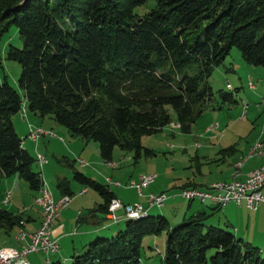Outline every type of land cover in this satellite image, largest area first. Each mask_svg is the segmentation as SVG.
Here are the masks:
<instances>
[{"label": "trees", "instance_id": "trees-1", "mask_svg": "<svg viewBox=\"0 0 264 264\" xmlns=\"http://www.w3.org/2000/svg\"><path fill=\"white\" fill-rule=\"evenodd\" d=\"M146 2L0 0V41L12 25L23 40L21 49L9 45L5 57L20 64L17 83L27 109L35 117H51L71 136L97 142L104 161L112 160L116 148L132 153L135 162L155 157V150L142 145L143 137L173 123L191 133L214 97L209 77L233 47L243 62L264 68V0H151L149 11L134 15ZM218 92L222 102H235L233 93ZM21 106L23 99L5 76L0 178L17 176L39 193L44 180L12 122ZM235 150L232 145L220 153ZM73 175L77 184L99 193L104 204L95 210L107 214L115 193L81 172ZM69 182L61 178L56 184L63 196L73 195ZM209 216H190L174 228L165 215L127 219L124 230L96 237L68 264H140L145 236L164 231L165 264H264L263 250L207 226ZM23 220V211L0 207V236L13 234Z\"/></svg>", "mask_w": 264, "mask_h": 264}, {"label": "rangeland", "instance_id": "rangeland-1", "mask_svg": "<svg viewBox=\"0 0 264 264\" xmlns=\"http://www.w3.org/2000/svg\"><path fill=\"white\" fill-rule=\"evenodd\" d=\"M151 4H152L151 0H148V2H146L144 5H140L136 7L134 11V15H138V16L143 15L144 13L149 11V7ZM2 35L3 36L0 41V82L4 80L5 76H7L8 83H10L11 86L15 87L18 90L20 97L23 99V106H21L22 111L24 110L26 116L31 117L32 113L29 112V110L27 109L28 103L26 102V99L23 98V90H21V88L18 86L17 83V80L19 79L20 76V64L16 61L6 60L5 57L9 45L21 49L23 40L21 36L18 35V28L15 25H12L7 30V32L3 33ZM230 52H231L230 55L223 62V64L218 66L215 70H213V74H211L209 77V81L212 86V90L214 92V97L213 100L208 101L206 103L205 113H202V115L199 117L197 122L192 126L190 131L191 133L179 132L177 126L174 125L173 123L171 125L166 126V128H163L161 132L154 134V136L152 135L144 136L141 141L142 145L151 148L153 151L155 150L156 155L153 158L142 157V159L141 160L138 159L137 162L133 160L132 153L127 154L126 152L120 150L119 148H116L115 155H113L114 156L113 163L117 164V167L120 164V167L118 168V170L115 171L110 170V173L114 174L116 178L124 176V181H121L120 179L115 180L114 177L107 176L103 183L104 185L110 187L111 189H113V187L117 188L113 184L106 183L107 178H112L113 180L112 182L114 183L120 182L124 186L122 187V190L127 191L126 195L131 200L135 201L138 199L139 200L144 199V201H146L147 203L146 198L144 197L140 198L135 196L136 192H134V190L132 189H128L126 185L130 184L132 180H136L142 177L143 175H151L153 177H156V180H154V183H152V187H151L153 191L156 192L161 190L162 188V190L166 192V195L169 196L175 194L174 197L177 198L173 199L172 197H170L169 200L166 202V204L163 205L161 208L151 207L148 210V214L154 215L155 217L158 215H165L167 217L168 223H170V228H174L175 226L182 224L183 221L180 222L179 220L183 218V211H181V213L178 214L177 216H174L176 210H174L173 208H175L177 205L174 207H170L171 203L169 204V202L176 199V201L179 202L181 209L187 210V206L190 200H188L186 197L184 198L182 192L187 188H192V189L199 188L192 186L183 187V185H185L184 183L186 179L189 178L191 172L194 173L197 171L196 169H200L207 174L209 172V169L212 168L214 164H216V161L211 162L209 157L207 156L215 155V157H212L213 160L214 158L221 160L222 158H226L227 157L226 155H230V156L234 155V152L240 153L242 147L245 148L247 144L251 145L253 144V142H256L257 139L262 136V131H264V68L261 66L253 67L252 65L243 62L242 54L235 47H233L230 50ZM224 67L227 68L228 71H226ZM248 67L253 70L256 69L258 72H261L262 74L260 75L258 73L255 74L247 73L246 76L244 77L242 73ZM219 71L223 72L221 74L225 75L226 79L223 80L221 79V77L217 76V73H219ZM235 73L239 75H236ZM248 76L252 77L256 92H259L261 94L259 98L249 100L251 99L250 97H254L253 94L254 90H250L248 88V80H247ZM227 82H229V84L231 83L232 85L231 91H227V89L225 88ZM219 90L227 91L228 93H233V100L235 102L234 103L222 102L221 100L222 98L218 92ZM243 102L247 104L246 112H244L245 107L243 105ZM22 111L20 110L19 113L13 117L12 119L13 123L14 122L17 123L18 121L22 123L23 114H24V112ZM45 119L47 120V122L52 121L50 118L49 119L45 118ZM37 126L43 127L41 125H37ZM59 127L61 129L60 130L61 134L58 131L55 132H53V130L48 131V129L43 127L45 132H47L49 135L52 134L47 137L56 138V139H50L54 143L52 144L51 148H49L50 151L56 152V154L54 155L55 157H53L52 155L48 157L50 165L49 164L46 165L45 170L42 171L41 168L43 166L37 165L35 163L33 167L36 173L40 172V175L43 177L45 184L48 185V188H51L52 191L55 192L56 194L57 193L59 194V190L56 187L59 177L63 178L66 175L70 176V178H68V180L70 181L69 184H72L73 187L75 186L78 188L79 184H77L76 181L74 180L73 172L74 171L80 172L79 171L80 164L82 166L88 165L89 167L91 166V168H95L94 165H91V163L89 164V162H87V159L85 158L81 159L82 157L77 160L76 164H73L72 162L73 158L64 151L66 146H70V148L75 149V151L77 150L79 151L81 150V147L78 144L72 145L71 141H73L74 143H82V141H86V140L80 137L71 136V134H69L70 132H68V129L65 126L59 125ZM19 132L20 131H18V134L20 135L21 133ZM63 133L65 135L67 134L68 136L62 135ZM21 138L24 139L23 136ZM89 141L91 145L95 144L98 146L97 142L93 140H89ZM32 145L33 144L31 140H29V138L25 139V144H24L25 148L28 151H30L34 156L35 152L31 148ZM232 145L236 146V151H234L232 154L223 155L222 153H220L222 149L227 148L229 146L232 147ZM255 145L256 143L251 147L250 150H252V148ZM39 152L42 154L44 153L43 150ZM59 152H65V154L57 155V153ZM87 154L89 156L100 155V151L97 150L96 153H94L93 149H90L89 152L87 151ZM196 155L200 157L199 160L200 165H198ZM253 155L258 156L261 154L255 153ZM81 161L84 162V165L82 164ZM69 162L70 163L72 162L73 165L68 164ZM225 163L221 164L220 166H223ZM106 165L108 167H111L108 164ZM197 165L199 166V168ZM82 169L87 174H89L90 177L91 176L96 177V175L92 174L91 171H88V169L90 168L82 167ZM58 171L62 172L63 174L62 175L59 174ZM42 174H45V176H43ZM201 178L202 176H200L199 179ZM0 181H3V183L0 184V207L6 208L8 210L10 209L11 213H14V211H22L23 208L25 207L29 209L33 206L36 209V205L33 197H35V195L38 192L30 190L27 182H25L23 179L17 176L3 177L0 178ZM97 182L101 183V181L99 180H97ZM215 183L221 184L225 182L216 181ZM87 190L89 195L95 192L92 189L91 190L87 189ZM88 193L84 194L81 197L84 198L86 195H88ZM145 193L148 192L146 191ZM161 193L163 192L161 191ZM77 195H76L77 197L76 200L79 201L81 197ZM6 197H8L7 201H6ZM3 198L6 203L2 201ZM197 203H199V201L196 200L195 203H193V205L195 206ZM131 204L134 205L135 202L134 203L131 202ZM141 204H143L142 201ZM191 205L192 204H190V206ZM234 205L236 204L234 203ZM222 210L223 209L215 211L204 222H206L207 226L214 225L219 227V229L224 228L226 231L232 232L234 228H232L231 225L227 226L224 220H222L221 224L217 221L218 219L217 216H220ZM162 211H164V213H162ZM123 213L124 212H122V210H118L117 216ZM126 220L127 217L123 216L122 219L119 220V222L117 223L112 221L114 225L110 229H108L107 231L108 233L106 234V236L103 235H98V236L103 239L111 238L112 236H115V234L119 233V231L124 230L126 226L125 225ZM113 230L116 231L112 232ZM17 231L18 229H16L13 234L11 233V235H6L4 233L1 234L0 249L3 248V245L6 244L5 242L8 239L16 236ZM95 238L96 237H94L93 240H95ZM167 239H168L167 231L159 233L158 236L156 237L152 235L145 236V239L143 240V243L140 247L141 258L139 259V263L165 264L163 262V257L166 251L165 244H167ZM84 247L86 246H83L82 249ZM154 247H157L158 250H160V252L157 253ZM80 252L81 251H79L78 254ZM43 255L44 253L41 254V256ZM46 255L51 256L52 259H55V257L59 256V255L52 256L51 254H46ZM71 260L72 257L71 259L69 258L67 261L63 259L62 262L68 264L71 262Z\"/></svg>", "mask_w": 264, "mask_h": 264}, {"label": "crops", "instance_id": "crops-1", "mask_svg": "<svg viewBox=\"0 0 264 264\" xmlns=\"http://www.w3.org/2000/svg\"><path fill=\"white\" fill-rule=\"evenodd\" d=\"M225 70L228 71L227 68H225ZM221 73H223V72L219 71V73H217V76L221 77V79H223V80L226 79V76L221 74ZM247 73H253V74L258 73L260 75L262 74L261 72H258L256 69L253 70V69H250L249 67L244 70L242 75L245 77ZM236 75H239V74H236ZM242 75H240V76H242ZM247 80H248V82H249V80L253 81L252 77H249V76H248ZM230 84H229V82H227L225 88L227 87V85H230ZM250 90H254L253 94H254L255 98L250 97L251 99H249V100H253V99L260 97L261 94L259 92H256L255 87H254V89L252 88ZM246 108H245L244 112H246ZM244 112H243V114H244ZM45 118H47V117H45ZM45 118H40L38 116L35 117L34 114H32L31 117L27 116V118L24 119V121H22V123L20 121H18L17 123L16 122L13 123V125H15L17 131H20L19 133H21L20 134L21 136L20 135L19 136L20 137L23 136V138H24L23 139L24 143L22 145L23 148H25V146H24L25 139H27V132H29V125L28 124H32L35 126L41 125L44 128L48 129V131H50V130H53V132L58 131L61 134V131H60L61 129L59 127L60 124H56L51 119V117H49L52 120L50 122H47V120ZM49 118H47V119H49ZM174 125H176V124L174 123ZM62 135H65V134L63 133ZM50 139H56V138L55 137H47V135H44V136H42V138L39 141H37V143H35L31 139H29V140H31V142L33 144L31 148L35 152V155H34L35 157L37 156L38 152L41 150H43V152H44L43 154H45L47 156L49 155L48 157H50V155L55 157L54 155L56 154V152H52L49 150V148H51L52 144L54 143ZM89 142H87V140L82 141V143H74L73 141H71L72 145L78 144L81 147V150L75 151V149L70 148V146H66V148L64 150L69 156H71L73 158L72 161H74L73 162L74 164H76L77 160L82 157L81 159L85 158V159H87V162H89V164L91 163V165L95 166V168H91V166L90 167L88 165L82 166L80 164L79 171L82 172L83 174H86L89 176V174H87L82 169V167L83 168H90V169H88V171H91L92 174L96 175V177L95 176H91V177L101 181V183H102L101 185H104L103 183H104L105 178L107 176L114 177L115 180L120 179L121 181H124V176L116 178L114 176V174L110 173V170H114V171L118 170V168L120 167V164L118 167H116V169H114L112 167H108L106 165L107 162L102 160L100 158V155H90L89 156L87 154V151L89 152L90 149H93L94 153H96V151L99 150L97 145H95V144L91 145V143H89ZM258 142H264V131H262V136L259 137L256 142H253V144H251V145L247 144L245 146V148L242 147V150L240 153H237V152L235 153L233 151L234 155H232V156L226 155L227 157L222 158L221 160H218L217 158H214V160H213L212 157H215V155L207 156V157H209L211 162L216 161V164H214L213 167L209 169V172L207 174L200 169H196L197 171L194 173L191 172L189 178L186 179L185 183L188 184L189 186L199 187V188L206 190V189H208L210 184H212L216 181H218V182H220V181H222V182H233V180H235V179H239V180L243 179L244 180L245 177L251 171H253L255 169H259V167L264 165V153L261 155H258V156L252 155L251 157H248L249 156L248 155L249 150L251 149V147L255 143L258 144ZM65 152H59V153H57V155H61V154L64 155ZM114 155H115V152H114ZM66 157H68V156H66ZM113 157L114 156L112 155L111 161L114 160ZM196 159L198 161V165H200V163H199L200 157H198L196 155ZM242 160H243V164L238 168L239 173L236 175L235 171H237V169H235V163L242 161ZM223 163H225V164L223 166H220ZM48 164L50 165L49 160H48L47 164H45L41 168V170L42 171L45 170L46 165H48ZM198 168H199V166H198ZM58 173L61 175L63 174L62 172H59V171H58ZM42 175L45 176V174H42ZM200 176H202L201 179H199ZM57 177H59V176H57ZM46 178H47V176H46ZM65 178L68 179V178H70V176L66 175L65 177H63V179H65ZM59 179H61V178L59 177ZM47 180H48V178H47ZM14 182H17V181H14ZM1 183H3V181H0V184ZM70 187L72 188V191H73V195L71 196V200H70L71 202L69 203V205L67 206V208L65 210L61 211L60 217L57 219V221L54 222V226H53L54 229H53L52 237L55 238L59 243L58 251L55 253V255H57V256L59 255V256L55 257V259H52L51 256H47L46 254L41 256V254L32 253L29 256V264H51V263L55 262L56 260L62 261L63 259H65V261H67L69 258L71 259V257L75 253H78L79 251H81L83 246H86L88 243L92 242L94 237H98V235L106 236V234L108 233L107 232L108 229H110L114 225V223L113 222L111 223V221L107 218L106 214H103V213L95 210V208H97L99 205L104 204V200H102V198L98 192L95 191L94 193H91L89 195L88 190H87L86 193H88V195H86L83 198L81 196H83L86 193L80 194V192L84 189V187L82 185L79 184L78 188H77L75 186L73 187L72 184H70ZM151 187H152V184L149 187V189L147 190V192H154L153 194H158L159 192L161 193V191H162L163 193H166L165 191L162 190V188H161V190L155 192V191H153V189ZM114 188L115 187H113V189L110 188V190H112L115 193L114 194L115 198L121 199L123 203H128L131 205V202L134 203V202H139V201L141 202L142 201V203L144 204V207L147 208L148 204L146 203V201H144V199L143 200L138 199L135 201L131 200L126 195L127 191L122 190V187H117L115 189ZM49 189L53 193L52 196H53L54 200H57L60 196H62L60 191H59V194L58 193L56 194L55 192L52 191L51 188H49ZM262 191L264 192V189H262ZM77 193H78V195H77ZM76 195L81 197L79 199V201L76 200L77 199ZM38 196H39V193H37L35 195V197H38ZM35 197H33V198H35ZM172 198L174 199L177 197H172ZM2 201L5 202L4 198L2 199ZM193 203H195V202L189 201V204L187 206V210H185V209H181L180 204H179V202L176 201V199L169 202L170 207H174L177 205L175 208H173L174 210H176V212L174 211L175 212L174 216H177L178 214L181 213V211H183V218H181L179 220L180 222H182L185 218H188L190 216L194 217V216H196V214H199V213H206V215L209 216V214H213L215 212L211 208L215 207L216 205H213L210 202L202 203L199 201V203H197L195 206L193 205ZM190 204H192V205L190 206ZM35 205H36V203H35ZM150 208H147V211ZM26 209H27V207L23 208V210H22L24 220H23L22 226L18 228V231L21 228V229H24L25 232H27V233L28 232L32 233V232L39 230L40 224H41V222H43L44 215L42 214L41 208L37 207V205H36V209L33 206L27 210ZM221 209H223V210H222L220 216H217V218H218L217 221L220 224H221L222 220H224L226 224H229L232 226V228H234L232 231L233 234H235L239 238H243L244 240H246L247 243H251L255 246H258L261 250L264 251V206H260L259 210L257 209L255 211H252L248 207H245L244 204L241 206H237V205H234L232 203H228V204L222 206ZM9 211H11V210L9 209ZM15 212H20V211H14V213ZM162 213H164V211H162ZM115 231L116 230H113L112 232H115ZM5 243L6 244H4L3 247H13L15 249L21 248L25 244L24 241L23 242H17L15 240V237L8 239ZM55 255H52V256H55Z\"/></svg>", "mask_w": 264, "mask_h": 264}, {"label": "built area", "instance_id": "built-area-1", "mask_svg": "<svg viewBox=\"0 0 264 264\" xmlns=\"http://www.w3.org/2000/svg\"><path fill=\"white\" fill-rule=\"evenodd\" d=\"M232 85H227V91L232 90ZM254 82L249 80L248 88L254 89ZM244 107H247V104L243 102ZM22 111V107L20 109ZM24 112V110L22 111ZM26 113L23 114V121L26 119ZM29 125V132H27V138L31 139L35 143L39 141L41 136L48 134L45 132L43 127L35 126L32 124ZM264 153V142L256 144L252 150L248 153V157H251L253 154ZM48 156L38 152L35 163L40 166H44L48 162ZM84 165V162L81 161ZM107 164L111 167L116 168L117 164H114L113 161H106ZM243 164V161L235 163V168L237 169L236 175L239 173V167ZM156 177L151 175H143L142 177L132 180L130 184L126 185L128 189L134 190L136 196L140 198L147 199V208H161L166 204V201L174 195H166V193L153 194V192H148L147 189L154 183ZM112 178H107L106 183L113 184L116 187H124L120 182H112ZM41 190L39 191V196L34 198V202L37 207L41 208L42 214L44 215L43 222H41L39 230L35 232H25L24 229H21L17 232L15 240L17 242H25L21 248L13 247H3L0 250V264H29V256L32 253H44L52 254L58 251L59 243L52 237L53 235V226L54 222L60 217L62 210H65L69 203L71 202V197L69 195L60 196L57 200H54L52 197L53 193L48 188L45 182L42 184ZM264 165L251 171L243 180L235 179L230 183H212L208 189L202 188H187L182 192L183 197L187 198L190 201L195 202V200L202 203L210 202L213 205L222 207L228 203L236 204L241 206L244 204L245 207H248L250 210L255 211L259 210L260 206H264ZM87 192V188H84L80 194ZM10 195V193H9ZM6 197V201H7ZM147 208L144 207L141 202H135L134 205L128 203H123L121 199H114L111 201L109 207L107 208V218L112 222L117 223L122 219L123 216H126L128 220L144 218L148 215ZM122 210L123 214L117 216V211ZM21 222L20 224H22ZM154 249L158 252L157 247Z\"/></svg>", "mask_w": 264, "mask_h": 264}]
</instances>
